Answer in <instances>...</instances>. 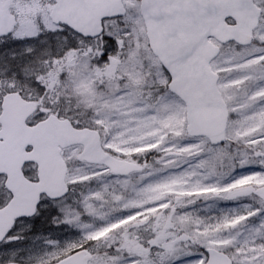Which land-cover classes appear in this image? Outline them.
Wrapping results in <instances>:
<instances>
[{
	"label": "snow or ice",
	"instance_id": "1",
	"mask_svg": "<svg viewBox=\"0 0 264 264\" xmlns=\"http://www.w3.org/2000/svg\"><path fill=\"white\" fill-rule=\"evenodd\" d=\"M0 264H264V0H0Z\"/></svg>",
	"mask_w": 264,
	"mask_h": 264
}]
</instances>
